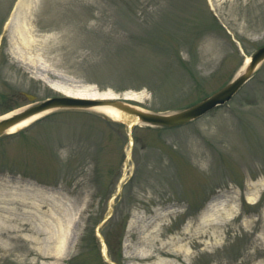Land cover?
I'll use <instances>...</instances> for the list:
<instances>
[{
    "label": "rangeland",
    "instance_id": "1",
    "mask_svg": "<svg viewBox=\"0 0 264 264\" xmlns=\"http://www.w3.org/2000/svg\"><path fill=\"white\" fill-rule=\"evenodd\" d=\"M32 2L21 64L10 28L26 26ZM168 42L190 73L168 66ZM263 46L264 0H0V116L30 104L24 93L56 95L45 81L124 87L145 93L141 109L174 113L228 84ZM121 49L127 70L94 67ZM109 120L52 111L0 138V181L47 198L0 209V264H116L106 237L115 243L120 229L122 264H264V190L245 199L264 184V63L231 103L186 126ZM234 203L240 213L224 220Z\"/></svg>",
    "mask_w": 264,
    "mask_h": 264
},
{
    "label": "water",
    "instance_id": "2",
    "mask_svg": "<svg viewBox=\"0 0 264 264\" xmlns=\"http://www.w3.org/2000/svg\"><path fill=\"white\" fill-rule=\"evenodd\" d=\"M32 10L30 14H33ZM264 63V46L254 53L247 63L245 69L235 77L230 83L221 88L213 95L204 98L202 101L174 113H152L145 111L136 105L130 103L132 95L135 92H125L117 94L111 90L101 91L97 86L96 93L98 97L95 98H78L68 95L57 96L49 98L43 102L32 104L23 109L15 115L0 121V137H2L7 130L13 126L23 122L31 117L45 112L59 111V110H92L97 107H110L116 109L131 117H138L139 124H144L153 128H179L189 123L196 121L208 113L212 112L218 107L224 106L231 102L233 98L240 92L246 83L251 80L254 73L259 66ZM29 101H36V97L25 94ZM127 125L129 129V124Z\"/></svg>",
    "mask_w": 264,
    "mask_h": 264
},
{
    "label": "bare ground",
    "instance_id": "3",
    "mask_svg": "<svg viewBox=\"0 0 264 264\" xmlns=\"http://www.w3.org/2000/svg\"><path fill=\"white\" fill-rule=\"evenodd\" d=\"M34 2H32V5H30L28 8H25V10H26L25 15L26 16L28 13L27 9L33 7L35 5ZM16 11H20V4L17 6ZM29 13H28V16H29L28 20L25 21L26 26H24L22 28L21 25L15 24V26L10 28L11 54L21 64H24V62H25L24 61V55H23L24 53L21 50L22 44L24 43V37L23 36H24V34H27V35L30 34L31 35L32 31H33V27L31 26V21H33V20H31L32 16H30ZM34 13H35V11H34ZM248 62H249V59L247 60V63ZM247 63H246V65H247ZM45 82L48 85H50L53 89L60 91L61 93H64L65 95H68V96L78 97V98H95V97H98V94L96 93V88H94V87H87V86H82V85H76L74 87L60 86V85L58 86V85L52 84L48 81H45ZM131 99H133V101L141 103V102H144V100L146 99V95L144 92H141L139 94L132 95ZM93 111H96L97 113L103 115L104 117L112 119L114 121H121L123 123H127L132 128L136 124H139L138 117H131L129 115H126L125 113H122V112H120L116 109H112L110 107H97V108H94ZM16 113H19V112H16ZM47 113L48 112L38 114L34 117H31L27 120H24L23 122L18 123L17 125L13 126L10 130H7L6 133L16 134L18 132H21V131L29 128L31 125H33L35 122H37L39 119L44 117V115ZM13 115H15V114L9 113L8 115H4V116L0 117V121L3 119H7L8 117L13 116ZM25 186H26V188H29L28 190H36L37 189L34 186H32L31 184H25ZM17 189H18L17 187H14V188L11 187L8 184L7 180H5V181L1 180L0 181V209L2 210V212L8 211V208L5 206L13 205L16 203L26 205L28 200L32 201V204L38 205V206L31 205L32 207L40 208L41 204H44L46 202L45 200H47V198L44 196L41 198H40V196H38L39 198H37L36 194H30L29 191H27L25 189L24 190L22 189L20 192ZM262 190H264V184L257 186V188H255L252 191L247 192L245 194L246 202L249 204H256L258 201L259 194ZM27 204H29V202ZM236 214L237 215L239 214V210H238V206L234 203L231 205V208L229 210L226 211V209H224L223 219L224 220H230ZM178 250L183 251L185 253V260L188 261L189 260L188 259L189 254L187 253V251L184 250L182 247H179ZM104 252H105V246H104ZM137 255H138V257H140L142 259L148 258L150 256V254H148V253H146V254L138 253ZM153 264H175V263L173 261L160 260L157 263H153Z\"/></svg>",
    "mask_w": 264,
    "mask_h": 264
},
{
    "label": "trees",
    "instance_id": "4",
    "mask_svg": "<svg viewBox=\"0 0 264 264\" xmlns=\"http://www.w3.org/2000/svg\"><path fill=\"white\" fill-rule=\"evenodd\" d=\"M162 51H163V53H162L163 56L166 59H168L166 61H167V64L169 67L176 69V71H179V72L190 73L189 68L187 67V65L185 66L183 60L181 59V57L178 53V49L173 45V43L168 42V44H165V46H162ZM116 53L117 54L115 57H112L113 53H111V54L103 57L102 59L96 61V63L93 64L94 67L100 72H105V73L108 72L109 74L122 73L124 70H127L128 67H124V68L120 69V66L122 67L121 63L123 62L124 59H126L128 54L123 49L118 50ZM176 63H177V66H175V67L172 66V65H175ZM103 90H104V88H103ZM124 90H127V88L123 87V88L119 89L118 92H122ZM110 124H111V122H110ZM114 124L123 128V125H121V124H118V123H114ZM123 227H124V225H123ZM123 230H124V228H123ZM122 234H123V231L121 229L119 231H117V233L114 235L115 239L117 240L115 243L113 242L112 239L106 237L107 245L109 247V252H110L109 253L110 258L114 262H116L117 264H122V253L120 250ZM92 236L94 237V235H92ZM94 238L96 239V237H94ZM68 264H77V259L70 260L68 262Z\"/></svg>",
    "mask_w": 264,
    "mask_h": 264
},
{
    "label": "flooded vegetation",
    "instance_id": "5",
    "mask_svg": "<svg viewBox=\"0 0 264 264\" xmlns=\"http://www.w3.org/2000/svg\"><path fill=\"white\" fill-rule=\"evenodd\" d=\"M5 110H8V107H6Z\"/></svg>",
    "mask_w": 264,
    "mask_h": 264
}]
</instances>
